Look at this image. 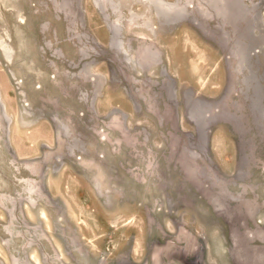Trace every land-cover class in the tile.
I'll return each mask as SVG.
<instances>
[{"label":"rangeland","instance_id":"obj_1","mask_svg":"<svg viewBox=\"0 0 264 264\" xmlns=\"http://www.w3.org/2000/svg\"><path fill=\"white\" fill-rule=\"evenodd\" d=\"M213 1L0 0V264H264V0Z\"/></svg>","mask_w":264,"mask_h":264},{"label":"bare ground","instance_id":"obj_2","mask_svg":"<svg viewBox=\"0 0 264 264\" xmlns=\"http://www.w3.org/2000/svg\"><path fill=\"white\" fill-rule=\"evenodd\" d=\"M105 1H107L108 3H109V5L113 8V9H115V3H114V0H105ZM147 1H149L151 4H153L155 7H156V9L160 12V14H162V18H168L169 19V17H171L172 16V14L174 13V11H176V13L178 14V13H181V10H179V9H177L178 8V6L177 7H175L176 8V10L172 7V6H170V5H167V4H164L163 2H162V0H147ZM212 2V1H211ZM214 2V1H213ZM228 1L227 0H216V5H217V8H218V6H220V11H219V14H221L223 17H229V18H231V19H233V20H235V21H238L239 20V18L241 17L240 16V12H241V8H240V4L236 1V2H229V3H227ZM100 3V2H99ZM214 3H212V4H214ZM177 5V4H176ZM132 16V15H131ZM164 19V20H165ZM116 27V29L115 30H118V28H117V26H115ZM249 29L251 28V27H248ZM249 29H246L245 30V33L244 34H246V35H248L249 34V31L251 30H249ZM119 31V30H118ZM116 32V31H115ZM261 37H262V39H264V33L261 35ZM239 42H240V40H239ZM116 43V42H115ZM117 43H118V41H117ZM241 43V42H240ZM241 44H243V42L241 43ZM240 46V45H239ZM242 46V47H241ZM240 46V52L242 51V50H244L245 51V49H244V45H241ZM238 47V46H237ZM243 48V49H242ZM238 49V48H237ZM239 50V49H238ZM237 50V51H238ZM243 52V51H242ZM242 56V55H241ZM245 57V56H244Z\"/></svg>","mask_w":264,"mask_h":264}]
</instances>
